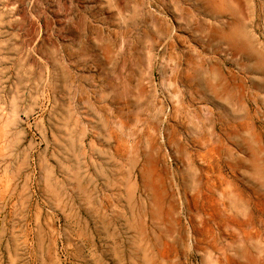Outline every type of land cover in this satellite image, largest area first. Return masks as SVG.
Here are the masks:
<instances>
[{
	"label": "rangeland",
	"instance_id": "1",
	"mask_svg": "<svg viewBox=\"0 0 264 264\" xmlns=\"http://www.w3.org/2000/svg\"><path fill=\"white\" fill-rule=\"evenodd\" d=\"M0 264H264V0H0Z\"/></svg>",
	"mask_w": 264,
	"mask_h": 264
}]
</instances>
